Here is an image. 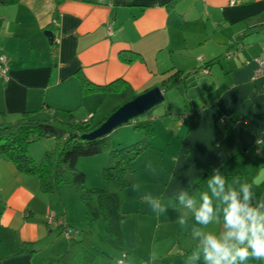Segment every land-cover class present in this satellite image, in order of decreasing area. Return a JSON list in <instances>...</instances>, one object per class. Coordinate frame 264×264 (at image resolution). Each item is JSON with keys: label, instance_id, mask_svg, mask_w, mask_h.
<instances>
[{"label": "crops", "instance_id": "obj_1", "mask_svg": "<svg viewBox=\"0 0 264 264\" xmlns=\"http://www.w3.org/2000/svg\"><path fill=\"white\" fill-rule=\"evenodd\" d=\"M47 31L53 32V42ZM0 46L8 57L10 75L7 82L0 78V123L14 121L25 112L67 119L69 111L77 121L98 122L159 87L172 73H189L221 60L208 73L191 75L186 87L179 89L184 95V109L179 112L184 113L173 125L179 127L182 140L171 162L159 171L153 168L155 144L134 162L135 184L141 187L133 191L130 186L123 192L125 251L113 263L186 264L200 239L193 238L192 228L202 226L176 197L186 191L198 207L203 193L211 196L207 181L216 169L237 191L240 185L234 177L252 184L257 196L264 197V153H254L257 140L264 143V77L253 79L258 60H264V0L0 3ZM228 52L233 56L228 58ZM131 58H135L132 63ZM81 77L97 85L121 79L127 87L118 94H84ZM156 113L145 120H151L162 134L174 136L164 118L173 114L172 109ZM222 115L229 117L226 124L220 122ZM34 177L0 157L2 264H49L58 258L48 246V232H52L46 218L49 208H61L53 204V196H43ZM146 193L161 198L164 214H155L143 201ZM213 204L222 207L216 198ZM252 204H257L255 198ZM73 205L85 211L80 201L74 200ZM185 214L187 223L181 228L176 221ZM218 215L219 223L214 221L206 231H223L222 212ZM58 218L69 226L67 219ZM107 244L101 250L108 251ZM152 252L158 257L155 261L149 259Z\"/></svg>", "mask_w": 264, "mask_h": 264}, {"label": "trees", "instance_id": "obj_2", "mask_svg": "<svg viewBox=\"0 0 264 264\" xmlns=\"http://www.w3.org/2000/svg\"><path fill=\"white\" fill-rule=\"evenodd\" d=\"M20 1L0 0V3L16 5ZM134 59H128V62L132 63ZM214 63H221V60L209 62L204 67L189 73L176 71L166 77L159 87L164 92L174 88H185L187 79L191 75L209 70ZM81 80L84 94L97 92L118 94L127 87V83L121 79L108 85L94 84L85 77H81ZM68 115L67 119L57 114L42 119L36 112H25L14 121L1 122L0 157L9 159L20 173L38 177L42 193L59 192L62 185L70 184L93 218L100 219L103 223L110 245L108 251L96 247L88 232L82 230L72 232L65 224L61 226L64 228L63 232L67 230L71 232L69 248L62 256L51 259L49 264H112L125 251L121 227L123 192L135 184L133 163L152 148L154 127L149 119L136 120L137 141L129 146L118 147L112 144L109 135L91 140L84 138V135L99 128L108 117L95 122L92 119L77 121L72 111H69ZM45 137L54 138L59 143V148L56 153L48 151L42 163L38 164L29 154V145ZM105 150H110L111 156L110 165L103 169L105 186L87 188L86 175L78 168V163L82 158L98 156Z\"/></svg>", "mask_w": 264, "mask_h": 264}, {"label": "clouds", "instance_id": "obj_3", "mask_svg": "<svg viewBox=\"0 0 264 264\" xmlns=\"http://www.w3.org/2000/svg\"><path fill=\"white\" fill-rule=\"evenodd\" d=\"M233 179L239 183V191L218 169L214 170L207 181L211 196L203 193L198 207L196 199L189 197L186 191L181 190L176 197L180 205L192 211L196 224L202 226L192 228L193 238L200 239L196 249L187 256L186 264L201 259L203 264H245L249 259L264 260V197H258L247 181L240 183V177ZM140 187L139 183L132 185L133 191H139ZM213 198L219 200L222 207L214 206ZM254 198L256 206L252 204ZM143 201L157 215L166 212V206L158 196L146 193ZM218 211L222 212L223 231H206L214 221L219 223ZM185 216L176 221L181 228L187 223ZM149 259L155 261L158 257L152 252Z\"/></svg>", "mask_w": 264, "mask_h": 264}, {"label": "rangeland", "instance_id": "obj_4", "mask_svg": "<svg viewBox=\"0 0 264 264\" xmlns=\"http://www.w3.org/2000/svg\"><path fill=\"white\" fill-rule=\"evenodd\" d=\"M179 89L174 88L172 90H169L167 94H165L166 99L162 104L158 105L155 109H153L149 113L147 114L145 113L139 116L138 118L131 120L129 124L122 125L118 129H115L109 135L112 139V144L114 145L116 144L118 147L132 145L137 141L138 138V133L135 130L136 120H143L150 113L153 115L158 114L156 112L159 113L162 112V114H165L166 110L169 111V109L170 110L172 109L173 114L171 115L165 114L164 118L167 121L170 129L173 130L172 133L174 134V136L169 137L166 133L162 134L160 131L156 130V127L153 124L155 136L152 139V144L153 145L155 144L156 148L152 150V153L150 152L151 154L156 155L151 158V161L154 163L153 168L155 170L159 171L162 167H164L165 164H169L171 162L170 161L171 157L179 149L178 145L182 140L181 135H178L179 127L173 125L174 121L175 122L180 121L181 113H184V112H179L181 111V109H184V97H183L184 95H182L181 93V90L184 88L182 87L181 90ZM162 130H164V128H162ZM58 148H59V143L54 138L45 137L29 145V154L34 158V160L38 164H40L42 163L45 154L48 151L56 153ZM158 158H159V162H158ZM110 162H111L110 150H105L100 155L95 157L80 159L78 163V168L86 175L85 185L87 188H103L105 186L103 169L108 167L110 165ZM137 165H139V163L138 164L135 163L136 168ZM146 170L147 169H145L144 172H146ZM34 178L35 180H39L38 177L36 176ZM44 194L45 195L43 196H53L51 197V198H55L53 199V204L55 206L59 205L62 211L61 212L58 208L55 207L49 208L50 213L46 218L47 225L49 226V230L52 232V233L48 232V236H50L48 246L49 248L53 249L55 256L57 255L58 257H60L64 253H66V251L69 248V245L67 246V244H69L68 241L69 239L66 236V234H64V232H60L61 226L49 223V217L54 212L57 213L58 217L59 216L63 217L64 220L67 219L66 221L68 222L72 232L73 231L77 232L78 230L86 231L92 237L94 244L95 243L97 244L96 247L98 248L103 247L100 249H104V247H107L108 244L106 241L107 240L106 233L102 221L100 219L93 218L91 213H89L88 208L80 201L76 191L70 184L62 185L60 187L59 192L49 193V194L44 193ZM124 194H128V193L126 192ZM136 196H137L136 194L132 195V198H136ZM74 200L80 201L81 204H83L82 206H84L85 211H81L78 208H76L73 205ZM56 201H58V203H56ZM103 241H104V245H103ZM245 264H264V260L249 259L248 261L245 262Z\"/></svg>", "mask_w": 264, "mask_h": 264}, {"label": "water", "instance_id": "obj_5", "mask_svg": "<svg viewBox=\"0 0 264 264\" xmlns=\"http://www.w3.org/2000/svg\"><path fill=\"white\" fill-rule=\"evenodd\" d=\"M46 35L52 38L51 41L53 42V32L47 31ZM164 100V91L160 87H156L142 95H139L133 100L120 106L99 128L90 134L84 135V138L91 140L108 136L120 126L129 124L131 120L138 118L145 113H149L158 105L163 103Z\"/></svg>", "mask_w": 264, "mask_h": 264}, {"label": "built area", "instance_id": "obj_6", "mask_svg": "<svg viewBox=\"0 0 264 264\" xmlns=\"http://www.w3.org/2000/svg\"><path fill=\"white\" fill-rule=\"evenodd\" d=\"M233 54L231 52L227 53V57L230 58L232 57ZM202 58H200L201 60ZM259 66L258 69L255 72L254 78H260L264 77V60H258ZM203 73H208V70H204ZM0 78H2L4 81H9L10 80V75H9V66H8V57L3 53V48L0 46ZM229 120V117L227 115H222L220 118L221 124H226V122ZM241 121H238L237 124H241ZM263 145V140L260 138L256 142V146L254 148V153L261 155L264 153V151L261 150V146ZM49 223L51 224H56L59 226H64L65 223L60 220L55 213H52L49 217ZM65 234L68 238L71 236L70 230L65 231ZM119 264H128L125 260H120Z\"/></svg>", "mask_w": 264, "mask_h": 264}]
</instances>
